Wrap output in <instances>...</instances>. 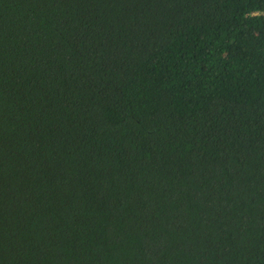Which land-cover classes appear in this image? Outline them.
Returning <instances> with one entry per match:
<instances>
[{"label":"trees","instance_id":"16d2710c","mask_svg":"<svg viewBox=\"0 0 264 264\" xmlns=\"http://www.w3.org/2000/svg\"><path fill=\"white\" fill-rule=\"evenodd\" d=\"M0 264H264V0H0Z\"/></svg>","mask_w":264,"mask_h":264}]
</instances>
